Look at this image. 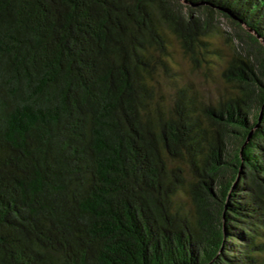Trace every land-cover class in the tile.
Returning <instances> with one entry per match:
<instances>
[{
  "label": "trees",
  "instance_id": "16d2710c",
  "mask_svg": "<svg viewBox=\"0 0 264 264\" xmlns=\"http://www.w3.org/2000/svg\"><path fill=\"white\" fill-rule=\"evenodd\" d=\"M0 264H264V0H0Z\"/></svg>",
  "mask_w": 264,
  "mask_h": 264
},
{
  "label": "rangeland",
  "instance_id": "374dc122",
  "mask_svg": "<svg viewBox=\"0 0 264 264\" xmlns=\"http://www.w3.org/2000/svg\"><path fill=\"white\" fill-rule=\"evenodd\" d=\"M223 27L224 34L212 35L208 42V53L210 61H202L196 64L190 56L183 53L181 47L176 40H173L172 51V71L163 79L160 80L161 89L168 96L177 85L188 83L195 87L199 92H202L207 98L215 99L220 96L223 90L228 86L222 77L224 68L228 65V60L234 54V47L232 42L233 28L225 18H218L217 21ZM230 33L228 38L226 35ZM235 34V44H236ZM174 87L171 85L169 79H174Z\"/></svg>",
  "mask_w": 264,
  "mask_h": 264
}]
</instances>
